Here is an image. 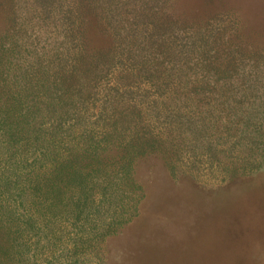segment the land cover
<instances>
[{"label":"trees","instance_id":"trees-1","mask_svg":"<svg viewBox=\"0 0 264 264\" xmlns=\"http://www.w3.org/2000/svg\"><path fill=\"white\" fill-rule=\"evenodd\" d=\"M121 1L0 0V264H87L157 168L211 191L206 170L224 189L264 167L259 30L225 5Z\"/></svg>","mask_w":264,"mask_h":264},{"label":"rangeland","instance_id":"rangeland-1","mask_svg":"<svg viewBox=\"0 0 264 264\" xmlns=\"http://www.w3.org/2000/svg\"><path fill=\"white\" fill-rule=\"evenodd\" d=\"M179 4L194 15L199 6L225 5L221 17L255 26L264 46V0H179L177 9ZM112 32L92 35L93 41L105 45L114 39ZM158 169L142 217L122 235L82 252L87 264H264V167L224 189L216 187L222 183L217 172L206 170L202 181L214 186L211 191L188 182L177 185ZM42 264L68 262L44 259Z\"/></svg>","mask_w":264,"mask_h":264}]
</instances>
